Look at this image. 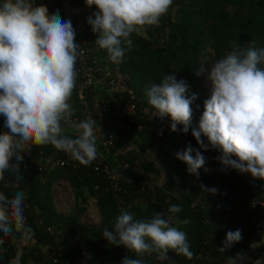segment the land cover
<instances>
[{
	"label": "trees",
	"instance_id": "trees-1",
	"mask_svg": "<svg viewBox=\"0 0 264 264\" xmlns=\"http://www.w3.org/2000/svg\"><path fill=\"white\" fill-rule=\"evenodd\" d=\"M96 39L97 34H87L91 57L113 73L119 93V99L109 94L104 96L108 109L99 117L98 137L117 161L114 167L122 191L115 196L107 177L88 165L50 164L41 169L40 164L46 158H64L66 153L51 144H26L20 153L22 161L18 162L17 174L21 180L16 179L14 172L6 171L4 180L0 181V192L9 198L17 191L25 193L24 217L32 235L24 238L14 232L13 236L0 237L4 240L0 245V264H10L18 243L23 248L22 264H76L67 263L65 258L82 257L85 253L91 256L89 264H121L126 256L138 257L123 246L107 245L104 241L103 247H98L104 238L103 231L113 230L120 210L131 212L134 221H143L157 212L166 213L171 204H179L183 209L175 214L171 226L187 234L193 257L183 256L185 264L196 260L204 250L209 251L205 254L207 259H229L230 255L219 251L229 231L239 229L241 243L246 248L256 246V223L249 203L261 186L250 174L225 168L217 159L221 154L218 150L211 146L208 150L201 149L192 131L198 129L204 102L212 95L205 86V64L211 68L216 60L231 51L247 48L252 42L258 48L264 47V0H173L157 25L140 27L131 34L133 45L120 63L112 62L106 50L95 44ZM168 74L186 82V96H197L191 105L187 133L180 131L183 125H177L178 130L172 132L170 117L163 120L155 117V109L145 95L148 86L159 83ZM80 83L77 72L69 101L73 114L69 124L62 122L64 128L93 113L92 101L97 96L81 90ZM129 104L135 105V110H130ZM0 131H8L3 115H0ZM65 134L73 138L78 135L66 129ZM201 139L208 143L203 135ZM189 145L205 158L198 177L190 174L186 163L176 158V153ZM120 169L128 177L122 176ZM62 179L67 180L73 193L67 213L61 212L56 201L57 184ZM201 185L218 191L212 194L202 190ZM91 201L101 215L98 226L83 220ZM164 218L168 219V215ZM184 219L190 223H176ZM54 251L62 254L57 262L52 257ZM172 253L175 252L169 250L167 255ZM150 254L153 258L156 255ZM145 256L149 257L147 253ZM143 261L149 263L145 258Z\"/></svg>",
	"mask_w": 264,
	"mask_h": 264
},
{
	"label": "clouds",
	"instance_id": "clouds-1",
	"mask_svg": "<svg viewBox=\"0 0 264 264\" xmlns=\"http://www.w3.org/2000/svg\"><path fill=\"white\" fill-rule=\"evenodd\" d=\"M172 3L173 0H86L87 6L95 5L98 10L87 23L97 34L95 44L106 50L112 62L120 63L133 45L131 34L140 27L157 25ZM75 35L70 20H62L58 14L49 17L47 7L36 6L35 0L0 3V115L8 129L0 133V181L6 171L14 172L21 180L18 162L22 161L20 153L26 144H51L84 166L97 158L94 119L75 124L79 132L75 138L66 135L62 126V122H71L73 114L69 101L75 88L80 46ZM262 65L264 47L258 48L254 42L216 60L208 77L213 85L211 98L204 102L198 129L192 131L201 149L211 146L221 153L217 159L225 168L260 180H264ZM187 90L186 82L177 81L174 74L165 75L145 90L155 117L171 118L172 132L178 130L177 125H183V133L189 130L191 105L197 96H186ZM202 135L208 143L201 139ZM176 158L197 177L205 164L201 152L190 145L177 152ZM201 188L212 194L218 191L204 185ZM25 199L23 191L15 192L11 198L0 192V237L13 236L14 232L24 238L32 235L25 223ZM182 210L181 205L171 204L166 213L134 221L131 212L121 209L113 230L105 229L102 235L110 244L123 246L138 257L126 256L121 264H144L142 257L146 253H155L159 261H166L169 250L192 259L187 234L171 226L175 214ZM166 214L168 219L164 218ZM176 223L186 225L190 221ZM241 239L239 229L227 232L219 251L225 252ZM3 243L0 238V245ZM244 260L245 256L237 253L229 256L228 264H244Z\"/></svg>",
	"mask_w": 264,
	"mask_h": 264
},
{
	"label": "built area",
	"instance_id": "built-area-1",
	"mask_svg": "<svg viewBox=\"0 0 264 264\" xmlns=\"http://www.w3.org/2000/svg\"><path fill=\"white\" fill-rule=\"evenodd\" d=\"M80 4L85 8L84 11L75 14L73 20L71 21L72 27L76 33L75 42L79 44V55L76 61V70L81 76L80 88L83 91L94 92L97 84L103 86V92L96 95L93 99L92 104L94 106L93 113H88L84 120L98 118L102 115V112L108 109V103L105 99V88L116 89L117 81L113 73L109 70H105L96 60H93L88 47L87 34L93 33L91 30V25L87 23L89 16L98 11L95 5L89 7L86 5V0H81ZM73 6H80L78 2H73ZM36 6H46L48 9L49 17L53 14H58L62 20L65 21L64 17V0H35ZM94 18V17H93ZM130 110H135V105L129 104ZM75 124V123H73ZM72 125V124H71ZM68 129V126L67 128ZM111 140V137H110ZM112 145L111 142H109ZM64 158H46L43 160V164H40L41 169H46L50 164L57 166H81V164L74 160L69 154H65ZM92 167L96 172L101 173L107 177L110 184L111 192L117 196L120 191H122V186L120 185L119 173L117 169L108 160L97 151V158L88 165ZM257 183L261 186V191L254 192L249 203V208L254 214V220L256 223V233L258 236V243L256 246H249L246 248L241 241L232 245L231 248L226 249L225 252L230 256H235L237 253H242L245 256L244 264H264V180L256 179ZM103 241L105 244L109 245V242L103 238L102 243L98 247H103ZM131 252V251H130ZM202 254L198 255L196 260H192L188 264H200L204 260V264H215V262H220L222 264H228V259H223L217 257L215 260H210L205 257V254H209L208 250L201 251ZM133 254V252H131ZM149 257L146 258L145 262L148 264H185L182 262L183 255H178L172 253L168 256V260L159 261L156 255L153 257L152 254L147 253ZM54 262L61 259L62 254L57 251L53 252L52 255ZM90 255L85 253L82 257H71L67 256L65 261L67 263L74 262L76 264H89ZM152 258L153 261H150ZM202 264V263H201Z\"/></svg>",
	"mask_w": 264,
	"mask_h": 264
},
{
	"label": "rangeland",
	"instance_id": "rangeland-1",
	"mask_svg": "<svg viewBox=\"0 0 264 264\" xmlns=\"http://www.w3.org/2000/svg\"><path fill=\"white\" fill-rule=\"evenodd\" d=\"M212 68V67H211ZM211 68L209 65L205 64V70H206V79H205V86L208 91H213V85L210 81L209 74L211 71ZM211 98V97H210ZM97 126H94V129ZM97 131V130H96ZM73 193L72 189L69 186V183L66 179H62L61 182L57 184V191H56V201L59 204L60 210L63 213L68 212V201L71 199ZM83 220L90 225H100L101 223V215L96 207V205L91 201L90 206L88 208V211L84 215Z\"/></svg>",
	"mask_w": 264,
	"mask_h": 264
},
{
	"label": "crops",
	"instance_id": "crops-1",
	"mask_svg": "<svg viewBox=\"0 0 264 264\" xmlns=\"http://www.w3.org/2000/svg\"><path fill=\"white\" fill-rule=\"evenodd\" d=\"M80 5V4H79ZM85 8L80 6H73L72 3H70L69 0H64V17H65V21H72L75 14L80 13L82 11H84ZM105 93L107 92V94H109L111 97H113L114 99H119V93L117 89H109V88H105ZM103 92V86L101 84H97L96 89H95V94L98 95L99 93ZM99 118H95V122L96 124L94 126H99ZM77 124V123H76ZM97 130V131H96ZM66 131H70L73 133H77L79 134L78 130L75 128V124H72L70 127H68V129H66ZM95 135H96V145H97V150L104 155L108 161L112 164V165H117V161L115 159V157L109 152V150L107 149V147L105 146V144H103L102 142H99V133H98V128L95 127L94 129ZM0 133H2L0 131Z\"/></svg>",
	"mask_w": 264,
	"mask_h": 264
},
{
	"label": "water",
	"instance_id": "water-1",
	"mask_svg": "<svg viewBox=\"0 0 264 264\" xmlns=\"http://www.w3.org/2000/svg\"><path fill=\"white\" fill-rule=\"evenodd\" d=\"M120 172H121L122 176L128 177L125 170L120 169ZM22 253H23L22 245H21V243H18L16 255L13 259H11L10 264H22Z\"/></svg>",
	"mask_w": 264,
	"mask_h": 264
}]
</instances>
